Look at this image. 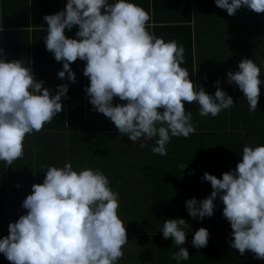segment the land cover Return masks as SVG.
<instances>
[{
    "label": "clouds",
    "instance_id": "1",
    "mask_svg": "<svg viewBox=\"0 0 264 264\" xmlns=\"http://www.w3.org/2000/svg\"><path fill=\"white\" fill-rule=\"evenodd\" d=\"M217 7L234 16L247 8L264 13V0H215ZM151 17L129 0H67L64 10L45 15L46 50L62 62L60 79L76 82L70 64L85 61L83 74L90 80L85 93L92 110L109 118L120 136L138 140L155 139L153 154L167 155L172 137L188 138L195 132L192 112L184 102H196L199 114L215 118L236 105L233 98L214 84V95L189 79L185 49L175 40L165 42L146 29ZM78 26L76 38L65 29ZM44 30V29H43ZM3 49H0V53ZM261 69L252 59L242 58L237 71L227 72V82L244 94L249 111L258 110ZM37 81L24 61H7L0 56V161L11 167L24 155L26 134L39 132L63 110L68 84L57 85L54 95ZM118 97L125 104H116ZM158 137V138H157ZM146 147L147 145H142ZM188 165H182L183 170ZM42 184H33L31 194L22 202L27 213L8 225L9 234L0 239V253L11 264H116L129 241L126 227L118 216L119 193L112 191L109 178L100 169L79 172L70 162L62 168L47 165ZM202 181L212 192L198 201H185L188 214L203 220L214 214V201L225 205L223 217L231 225L227 242L244 255L264 260V144L245 145L242 160L222 179L205 172ZM188 222L169 218L163 222L164 239L171 238L178 251L173 259L180 264L190 258L184 247ZM208 229L193 234L192 245L206 247Z\"/></svg>",
    "mask_w": 264,
    "mask_h": 264
},
{
    "label": "crops",
    "instance_id": "2",
    "mask_svg": "<svg viewBox=\"0 0 264 264\" xmlns=\"http://www.w3.org/2000/svg\"><path fill=\"white\" fill-rule=\"evenodd\" d=\"M115 2L116 0H108L110 4ZM129 2L142 7L149 13L151 19L146 25V29L150 33H153L158 38H163L165 42L175 40L178 45H183L185 49V63L181 67L189 71V79L191 80L190 63L192 61L194 84L202 85L206 93L214 95L216 91L214 84L219 80L222 90L230 95L234 103H236L233 118L236 120L241 119L243 113L246 111L250 112L248 102L243 97L244 94L239 90L238 86L227 82V65H230L228 64V59L232 55H235V71L238 70V64L242 58L252 59L260 67V79L264 81V13L257 14L254 11L242 7L237 10L234 16H229L226 10L216 6L215 0H129ZM66 4L67 0H0L1 23L6 21L8 24H21L25 21L27 14L29 15V18L26 19L28 24L30 26H38L37 29L40 30L36 33H29V44H27L28 42L23 34L14 33L9 35L7 39H10L11 42L7 44L6 60L22 59L24 66L31 67L35 79L37 81H44L43 86L48 88L52 95L55 94L57 85L68 84L69 91L67 97L62 98V104L65 106L68 104L72 89H85L90 85L89 78L85 77L83 71L74 65L70 67L76 74L75 83L67 79L62 80L58 78L57 73L62 70L63 64L55 60L53 54L46 50L43 42V37L47 35V25L43 17L50 15L53 8H55L54 13L64 10ZM44 9H48L49 12H45ZM31 13L32 16H30ZM180 25L188 26L190 34L178 33L174 36L170 32L163 31L165 27H156ZM251 26H256V34L254 38H249L251 44L246 46V37ZM78 30V26H73L70 31L65 29V35L68 38H76L75 33ZM251 50L253 52L259 50V57H251ZM245 52H249L248 56L243 54ZM1 56L3 57V54ZM213 59L218 61L215 63V69L210 70L208 65ZM85 63L83 61V70ZM72 64L76 65L77 60L72 62ZM209 74L216 75L215 79L209 77L211 79L209 81ZM80 82L82 84L81 87ZM119 103L125 104L127 102L115 97L113 100L114 106ZM194 103L197 104L196 102L192 104L186 101L184 102L186 112L191 111L192 115L195 113L194 108L196 105ZM83 104L86 105L84 96ZM232 111L233 107L231 110L221 111L219 117L213 118L209 115L208 117H202V120L205 125L207 121L210 123L212 119H215V122L222 121L221 116L229 114V117H231ZM92 112H94L96 117L102 115L96 111ZM255 114L257 122H259L260 118H264V83L260 85L258 110ZM61 115V112L58 113L57 116L53 117L52 121ZM50 124L51 122L46 123L42 130L36 133V138H33V135L25 136L23 145L29 148L27 152L31 154L27 155L24 153L23 157L14 161L9 169L4 166L3 161H0V172L2 170H5V172L9 170L12 174L13 181V173L22 170L23 176L32 179L31 182L33 184H42L45 178V173L42 170L47 165L62 168L65 163L70 162L77 172L85 169L87 165L85 159L87 148L83 144L76 142V138L69 131L52 130ZM234 125L237 124L235 123ZM228 129L231 135L233 133L235 136L242 134V129H238L236 126L235 128L228 127ZM103 135L98 142H100L101 147L106 149V165L100 164L97 169L102 170L104 175L109 178L110 185L123 183L128 186L143 183L145 179L148 182L149 179H155L156 177L151 171L160 167L167 155L175 154L179 156L184 153L190 155V153L194 152L196 130L188 138L172 137L166 146V156L153 154L151 151V148L155 145L156 138L150 141L141 139L132 143L127 135L120 136L118 130L113 129L106 130V133ZM144 144L147 146H142ZM91 148L94 147L92 146ZM191 148H193L192 152L190 150ZM96 149H99V146ZM30 157H38V160L29 159ZM170 164L171 166L174 165L173 162H170ZM93 170L95 169L93 168ZM117 171L121 179L115 178ZM20 187L21 185L16 183L14 186L15 191H13L12 198H10L13 202V207L18 213L26 210L22 207V202L32 192V189H20ZM112 191L118 192L115 188H112ZM122 191L125 192L126 190ZM130 192L132 190H127V193ZM6 202L9 203V200H6Z\"/></svg>",
    "mask_w": 264,
    "mask_h": 264
},
{
    "label": "trees",
    "instance_id": "3",
    "mask_svg": "<svg viewBox=\"0 0 264 264\" xmlns=\"http://www.w3.org/2000/svg\"><path fill=\"white\" fill-rule=\"evenodd\" d=\"M54 9L51 10L50 15L55 14ZM44 10L49 12L48 9ZM27 18L29 15L26 14L25 21L21 24L0 22V49H3L0 56L3 54V57L7 58V44L11 42L10 39H7L9 35L23 34L27 44H29V33L40 31L37 29L38 26H30ZM14 24L15 26H13ZM156 27H165L163 31L170 32L174 36L178 33L190 34L189 27L185 25ZM255 31L256 26L249 27L246 46L251 44L249 38H254ZM251 52V57H259V50L256 52L251 50ZM243 54L248 56L249 52ZM234 58L235 55L229 57L228 64L230 65H227V72L229 70L235 71ZM217 61L216 59L210 61L211 63L208 65L210 70L215 69ZM71 65L77 66L83 71V61L79 58L76 65L72 62ZM190 68V78L194 83L192 61ZM209 77L215 79L216 75L209 74ZM210 78L209 81H211ZM83 96L86 105L83 104ZM69 101L66 106L62 104V115L51 121L52 130L69 131L76 138V142L87 148L85 152L86 168L97 169L100 164L106 165V149L101 147L98 140L104 136L106 130H117L115 125L103 114L99 117L94 115L85 89H72ZM194 105H196L195 113L192 115V123L196 129L194 152L191 148L192 153L190 155L188 153L179 156L167 155L161 166L151 171L156 178L149 179V182L145 179L143 183L128 186L123 183L110 185L111 189L115 188L119 192L118 216L125 224L129 240L122 248L123 257L116 264H177V261L172 257L179 250L178 247L173 244L171 238L164 239L162 231H160L163 222L169 218H182L189 224L184 229L186 232L184 247L188 249L190 258L181 261L180 264H264V260L254 259V254L250 251L246 250L245 254L241 255L238 250L229 246L227 241L232 238V229L230 223L223 217L225 205L219 197L214 201L216 205L214 214L211 217H205L203 220L192 218L185 206V201L190 198H196L200 201L211 194L210 182L202 181L205 172L222 179L223 173L233 171L237 163L242 160L245 145L255 147L264 144V118H260L257 122L256 114L246 111L242 114L241 119L236 120L233 118L235 115L233 107L231 117L229 114L222 115V121L215 122V119H212L210 123L207 121L206 125H203V116L199 114L200 106L195 103ZM235 123L237 125H234ZM235 126L242 129V134L238 136H235L234 133L233 135L229 134L228 127L235 128ZM36 133L38 132L26 136L33 135L34 138ZM92 146L94 148H91ZM97 146L99 149H96ZM27 149L29 148L24 146V153L30 155L31 153H28ZM29 159L38 160V157H30ZM170 162H173L174 165L171 166ZM3 164L6 166L5 162ZM182 165L188 166L183 170ZM117 170L121 171L120 169ZM115 178L121 179L118 171ZM31 180L23 176L22 170L13 173V181L9 170L0 172V239L9 234L8 225L10 222H16L20 215L27 213L26 210L18 213L13 207L10 198L15 191L14 186L17 183L21 185L20 189H32ZM122 190L126 191L123 192ZM127 190H132V192L127 193ZM5 198L9 200V203L6 202ZM201 227L208 229L210 235L207 246L197 249L193 247L192 239L194 232ZM0 264H11L3 253H0Z\"/></svg>",
    "mask_w": 264,
    "mask_h": 264
},
{
    "label": "rangeland",
    "instance_id": "4",
    "mask_svg": "<svg viewBox=\"0 0 264 264\" xmlns=\"http://www.w3.org/2000/svg\"><path fill=\"white\" fill-rule=\"evenodd\" d=\"M203 125H205V123H203Z\"/></svg>",
    "mask_w": 264,
    "mask_h": 264
}]
</instances>
